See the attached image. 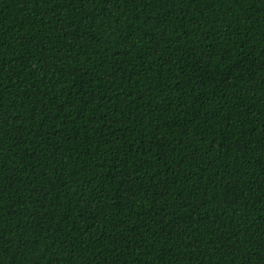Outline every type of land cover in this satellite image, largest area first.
Returning a JSON list of instances; mask_svg holds the SVG:
<instances>
[{
	"label": "trees",
	"instance_id": "obj_1",
	"mask_svg": "<svg viewBox=\"0 0 264 264\" xmlns=\"http://www.w3.org/2000/svg\"><path fill=\"white\" fill-rule=\"evenodd\" d=\"M0 264H264V0H0Z\"/></svg>",
	"mask_w": 264,
	"mask_h": 264
}]
</instances>
